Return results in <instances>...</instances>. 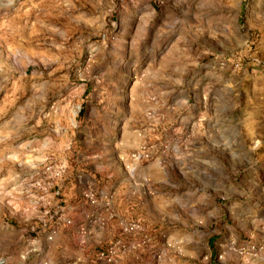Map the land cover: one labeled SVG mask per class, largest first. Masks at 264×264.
Returning <instances> with one entry per match:
<instances>
[{
	"label": "rangeland",
	"instance_id": "rangeland-1",
	"mask_svg": "<svg viewBox=\"0 0 264 264\" xmlns=\"http://www.w3.org/2000/svg\"><path fill=\"white\" fill-rule=\"evenodd\" d=\"M218 228L264 264V0H0V264H211Z\"/></svg>",
	"mask_w": 264,
	"mask_h": 264
},
{
	"label": "crops",
	"instance_id": "crops-1",
	"mask_svg": "<svg viewBox=\"0 0 264 264\" xmlns=\"http://www.w3.org/2000/svg\"><path fill=\"white\" fill-rule=\"evenodd\" d=\"M205 196H203L202 198L198 199L197 203L195 202V206H199V207H209L210 205V195H208L207 193L204 194ZM192 224L194 225V222H192ZM196 225V223H195ZM219 231L217 232V235L216 236H212L209 238V240H207V245H208V251H210V248H209V243L211 240H213V244L214 245V249L217 251L218 253V248H217V244L221 242V240L224 238V232L222 231L221 228H218ZM211 231V230H210ZM209 256H210V253H209ZM225 264H228V263H225Z\"/></svg>",
	"mask_w": 264,
	"mask_h": 264
},
{
	"label": "trees",
	"instance_id": "trees-1",
	"mask_svg": "<svg viewBox=\"0 0 264 264\" xmlns=\"http://www.w3.org/2000/svg\"><path fill=\"white\" fill-rule=\"evenodd\" d=\"M213 242H214V241L211 240L210 243H209V248H210V251H209V253H210V263H211V264H219V263L217 262V255H218V253H217V251L214 249V245H212Z\"/></svg>",
	"mask_w": 264,
	"mask_h": 264
},
{
	"label": "built area",
	"instance_id": "built-area-1",
	"mask_svg": "<svg viewBox=\"0 0 264 264\" xmlns=\"http://www.w3.org/2000/svg\"><path fill=\"white\" fill-rule=\"evenodd\" d=\"M148 155L143 151L141 153H135L131 156V159H133L134 161H138L142 158H147ZM128 230V229H127ZM130 230H133L132 228H130Z\"/></svg>",
	"mask_w": 264,
	"mask_h": 264
}]
</instances>
